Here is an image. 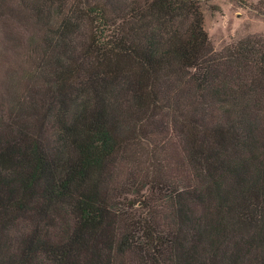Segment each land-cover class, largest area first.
I'll return each instance as SVG.
<instances>
[{
  "label": "trees",
  "instance_id": "trees-1",
  "mask_svg": "<svg viewBox=\"0 0 264 264\" xmlns=\"http://www.w3.org/2000/svg\"><path fill=\"white\" fill-rule=\"evenodd\" d=\"M201 1L0 0V264H264V35L214 53ZM162 107L184 152L136 205L125 123Z\"/></svg>",
  "mask_w": 264,
  "mask_h": 264
},
{
  "label": "rangeland",
  "instance_id": "rangeland-1",
  "mask_svg": "<svg viewBox=\"0 0 264 264\" xmlns=\"http://www.w3.org/2000/svg\"><path fill=\"white\" fill-rule=\"evenodd\" d=\"M251 2L253 0H203L199 3L202 28L214 53L221 52L239 39L264 35V14H258L250 5ZM1 50L0 47V83L4 75L10 73L9 78L16 82V91H23L18 84L21 59L12 52L3 55ZM89 62L95 61L91 58ZM14 67L16 69L11 72ZM172 111L166 107L156 108L145 114L134 115L125 123L128 128L124 135L125 148L113 170V184L119 190V195H126V199L136 205L149 194L147 189L153 176L164 171L162 173L168 174L171 181L175 180L184 143L179 133L178 117ZM48 125H51V120ZM145 174L149 177L144 178ZM164 200L162 211L170 206L169 201Z\"/></svg>",
  "mask_w": 264,
  "mask_h": 264
}]
</instances>
